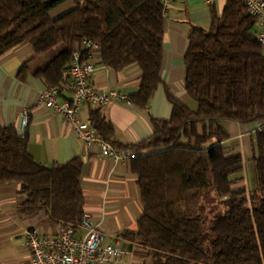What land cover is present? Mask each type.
<instances>
[{
  "label": "trees",
  "instance_id": "16d2710c",
  "mask_svg": "<svg viewBox=\"0 0 264 264\" xmlns=\"http://www.w3.org/2000/svg\"><path fill=\"white\" fill-rule=\"evenodd\" d=\"M68 1L74 7L52 20L49 13ZM256 22L241 0H226L220 16L212 12L210 28L190 34L183 58L184 90L196 110L168 96L170 118L151 120L148 139L119 147L140 153L129 163L143 207L136 230L122 238L146 252L149 264H264V50ZM163 37L159 0H0V56L22 43L36 57L61 47L49 62L59 90L71 54L83 41L93 42L105 68L138 67V91L130 100L139 109L161 84ZM89 119L99 137L113 144V128L101 110ZM226 121L260 126L252 190L233 188L244 163L226 144ZM27 145L13 126L0 129V187L20 186L23 215L44 212L58 226L77 227L81 160L47 167Z\"/></svg>",
  "mask_w": 264,
  "mask_h": 264
},
{
  "label": "crops",
  "instance_id": "0c3cea01",
  "mask_svg": "<svg viewBox=\"0 0 264 264\" xmlns=\"http://www.w3.org/2000/svg\"><path fill=\"white\" fill-rule=\"evenodd\" d=\"M225 4L226 0H214L212 4L198 0H172L163 13L161 84L149 103L143 109L120 103H111L103 108L83 105L79 118L90 121V112L100 109L113 128L114 146L127 148L151 136V120L170 118L172 106L168 96L195 111L196 104L184 90L183 58L188 49V39L195 29L208 30L212 12L220 16ZM73 7L71 1L65 2L54 8L49 16L52 20L57 19ZM50 53L36 57L33 47L22 43L0 56V129L13 126L20 136H26L28 153L44 166L80 159L83 165V212L92 217L103 235V243L119 239L122 247L129 252L128 257L135 260L131 264H143V254L146 253L135 246L130 248V243L122 238L124 232L136 230L143 214L137 178L129 161L115 163L102 157L97 146L85 147L70 124L38 104L39 94L47 87L55 86L49 62L57 53L54 56ZM91 60L95 66L91 83L97 91L115 89L128 98L137 93L141 72L136 65L121 72L107 69L100 64L99 49L91 52ZM23 67L24 75L20 76ZM62 80L65 84L59 89V100H69L71 89L63 73ZM24 111L28 112V124L22 130L20 116ZM224 126L229 136L226 144L235 146L234 153L242 156L243 163L244 160L252 162L256 147L254 132L259 125L226 121ZM213 143L215 140L210 141V145ZM233 188H246L243 172L234 179ZM25 201L19 185L0 187V264H29L25 239L28 229L36 228L44 236H53L57 231L58 225L50 221L44 212L34 217L23 215L20 208Z\"/></svg>",
  "mask_w": 264,
  "mask_h": 264
},
{
  "label": "built area",
  "instance_id": "2783aa9c",
  "mask_svg": "<svg viewBox=\"0 0 264 264\" xmlns=\"http://www.w3.org/2000/svg\"><path fill=\"white\" fill-rule=\"evenodd\" d=\"M172 0H159L163 13ZM212 4L214 0H198ZM247 13L257 20L255 37L264 50V0H241ZM97 45L83 41L79 48L71 54L63 72V77L69 82L71 98L59 100V90L49 86L38 96V104L60 115L73 128L75 136L85 147L97 146L100 155L113 162H126L140 155L130 149H119L112 143L103 141L91 121L79 118L83 105L103 108L111 103H120L127 107L133 104L126 95L115 89L97 91L91 76L95 66L91 60V52L98 50ZM83 53L86 57H83ZM28 124V112L20 116V128ZM264 125L262 123L260 126ZM258 126V128L260 127ZM26 247L29 254V264H123L129 252L122 247L119 239L103 243V235L97 229L90 214L83 212L77 227L59 225L53 236H44L36 228L25 232Z\"/></svg>",
  "mask_w": 264,
  "mask_h": 264
},
{
  "label": "rangeland",
  "instance_id": "374dc122",
  "mask_svg": "<svg viewBox=\"0 0 264 264\" xmlns=\"http://www.w3.org/2000/svg\"><path fill=\"white\" fill-rule=\"evenodd\" d=\"M61 49V47H58L55 49V51L51 52L49 55L54 56L57 52H59V50ZM192 105H194L192 103ZM254 151H255V155H256V147H254ZM243 175H244V181L246 183V188L247 190L250 189H254L256 186L255 183V173H254V169H253V165L251 161H245L244 160V169H243ZM146 253V252H144ZM144 258L143 260H145V263L143 262V264H149L151 262V257L146 254H143ZM131 261H133V259H131V257H126L124 259V263L123 264H131ZM135 262V260L133 261Z\"/></svg>",
  "mask_w": 264,
  "mask_h": 264
}]
</instances>
